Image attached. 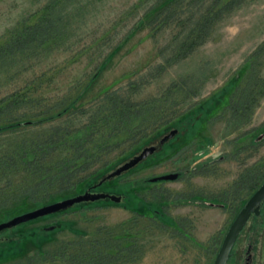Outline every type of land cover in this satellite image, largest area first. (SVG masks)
I'll return each instance as SVG.
<instances>
[{
    "label": "rangeland",
    "instance_id": "1",
    "mask_svg": "<svg viewBox=\"0 0 264 264\" xmlns=\"http://www.w3.org/2000/svg\"><path fill=\"white\" fill-rule=\"evenodd\" d=\"M48 1L0 0V43L20 27L25 19L32 21V15ZM140 2L80 0L75 3L72 11L76 16L70 26L71 36L66 43L36 52L27 50L24 54L14 56L13 61L9 60L6 66H0V99L21 91L36 98L41 97L39 107H21L14 112L17 117L39 108L57 106L63 100L75 96L89 83L106 55L118 44L113 59L105 65L88 96L83 99V107L75 109L69 117L60 118L57 123L82 124L87 120V110L93 109L94 104L102 98V90L120 88L124 91L130 82L140 80L143 76L150 82L140 88L136 95L138 98L159 95L173 81L181 78L199 81L202 84L200 94L181 105L187 119L173 121L133 150V153L137 151L139 154L144 145L157 146V151L142 167L125 174L120 180L114 179L117 176L111 178L120 183L131 181L135 188L151 177L181 170L182 176L176 181H158L157 184L147 185L150 187L146 191L148 197L156 202L161 200L169 203L164 208L166 217L161 216L156 220L138 216L125 208L123 201L118 204L110 199H101L98 201L102 205L96 204L92 209L74 207L67 209V212L3 232L0 234V264L25 263L32 258L39 260L37 264H60L52 263L50 257L61 250L64 242L76 239V233L95 234L101 226H120L121 236L135 239L141 247V256L133 264H209L212 260V256H206V248L212 241L209 237L214 231L227 228L230 214L228 211L225 213L221 209L210 208L208 204L200 207L194 199L184 203L181 192L190 189V193H202L204 189L206 196L212 197L218 190L229 186L248 163L255 162L264 154L263 139L255 155L248 161H245L243 155L239 158L243 162L232 158L238 147L247 146V141L251 139L256 141L264 131V97L253 108L249 119H238L227 104L231 90L237 92L234 95L236 97L244 91L247 81L252 80V66L256 68L253 74L264 78V54L254 57L255 51L264 42V0H255L236 10L215 30L213 39L160 74H157V66L170 51L162 54L163 48L171 41L173 30L168 28L157 38H152L149 30L143 28L127 41L124 38L143 11L138 6ZM250 62L252 66L244 72ZM241 74L243 77L238 86L234 87ZM199 102L203 103L197 105ZM207 102L203 108L202 105ZM6 116H0V123L6 120ZM175 129L178 133L176 136L163 145L159 144L165 135ZM23 136H28L24 130L0 134V153ZM128 148L129 144L125 143L104 157L116 161ZM202 152H210L206 158L220 155L226 158L217 163L216 171L206 170L205 174H200L198 172L204 170H198L194 164ZM123 163L117 164L113 170ZM146 164L154 165L147 167ZM98 191L107 190L98 188ZM3 216L0 210V221ZM182 217H188L185 222H188L192 234L189 239L177 235L174 228L178 222L175 227H167L163 223L168 221L173 225V218L180 220ZM15 235L20 238L17 241L11 240ZM197 242L202 245H197Z\"/></svg>",
    "mask_w": 264,
    "mask_h": 264
},
{
    "label": "trees",
    "instance_id": "2",
    "mask_svg": "<svg viewBox=\"0 0 264 264\" xmlns=\"http://www.w3.org/2000/svg\"><path fill=\"white\" fill-rule=\"evenodd\" d=\"M254 1L141 0L138 6H141L143 11L124 38L127 41L143 28L149 30L152 38H157L161 32L171 28L174 34L168 45L163 48L162 54L170 51L157 66V74H160L213 39L215 30L224 20L242 6ZM77 2L80 0H49L32 15V21L25 19L20 27L0 43V66H6L13 61L14 56L24 54L27 50L36 52L66 43L71 36L70 26L76 16L72 6ZM118 48L119 44L106 55V59L101 62L87 85L75 96L63 100L57 106L39 108L17 117L14 112L21 107H39L41 97L36 98L21 91L0 99V116L7 114L6 120L0 123V134L24 130L28 135L0 153V210L4 214L3 220L83 193L88 188H99L123 195V206L138 216L150 219L166 217V202H156L148 197L150 187L147 185L155 184L154 182L146 180L142 185L133 188L131 181H114L142 167L151 155L117 178L105 181L103 179L117 164L135 156L138 152L133 153V150L151 135L177 119H187L184 117L185 109H182L181 105L187 99L200 94L202 84L199 81L190 79L193 81L191 82L189 78H181L173 81L159 95L138 98L136 95L140 88L150 82L143 76L140 80L130 82L124 91L120 88L102 90V98L94 104L93 109L87 110V120L82 124L57 123L60 118L69 117L75 109L83 107V99L88 96L97 77L108 61L113 59ZM263 54L264 42L255 51L254 57ZM253 64L256 66L255 62ZM250 65L252 66V62L246 65L244 72ZM255 69L252 66V80L247 81L242 93L235 97L237 92L230 91L227 104L238 119H249L253 108L259 105L264 97V78L253 74ZM242 74L237 83H234V87L238 86ZM201 103L203 102L197 105ZM208 103L202 105L203 108ZM125 143L129 144V148L116 161L105 159L104 156ZM195 163L200 166L199 170H204L198 173L204 174L207 169H202L199 160H195ZM99 201L84 202L74 207L92 209L96 204L102 205ZM156 209H161L160 216L156 215ZM119 228L120 226H101L95 234L86 233L82 234L83 236L75 232L78 238L64 242L61 250L50 257V261L60 264H133L140 259L141 247L135 239L121 236ZM19 238V235H15L11 240L17 241ZM38 261L32 258L18 264H37Z\"/></svg>",
    "mask_w": 264,
    "mask_h": 264
},
{
    "label": "flooded vegetation",
    "instance_id": "3",
    "mask_svg": "<svg viewBox=\"0 0 264 264\" xmlns=\"http://www.w3.org/2000/svg\"><path fill=\"white\" fill-rule=\"evenodd\" d=\"M177 134L178 133H176L175 136ZM252 137L253 134L251 138ZM263 139L264 131L260 136L257 137L256 141H253L251 139L247 141V146L243 148L238 147L239 149H237V151L233 154L232 158L236 159L237 162H243L242 159H240L239 161L240 156L243 155L245 161H248L255 155V151H257L256 148ZM209 153L202 152L201 154H199V156L202 157L198 156V160L199 163H202V169L206 168L209 172H214L216 171L217 163L220 162V160L225 159L226 157L220 155L217 157L212 156L210 158L208 156V158H206V155H208ZM248 164L246 165L245 170H241V172L235 177V180H233V182L230 183L229 186L218 190L212 197L206 196V193H204V189L202 193H190V189L186 190L185 192H181V199L184 203L191 202L192 199H194L198 201V206L200 207H206V204H208V207L210 208L221 209L225 213L228 211L230 214V221L227 228L224 231H221L220 228L219 231H214L209 237V240L212 239L211 245H208V247L206 248V256H212V258H210L212 260L209 259V264H214L231 225L236 220L242 209L245 208L246 204L249 202L255 192L264 184V154L257 158L255 162H252L249 165ZM194 165L195 168L199 170L200 166H197L196 163ZM168 173H178L179 176L177 179L168 180L176 181L181 178L183 172L177 169ZM154 183L157 184L156 182ZM90 191L99 192L97 188H92L90 189ZM105 192L110 193L108 191ZM121 196L123 201L124 196ZM168 206L169 203L166 201L165 207ZM160 211L161 209H156L157 216H160ZM187 219L188 217H182L180 220H176L175 218H173V225H170L168 221L165 222L166 225H164L167 227H175L174 225H176V223L178 222V226L174 228L177 235L189 239L192 234L190 233L188 222H185ZM197 245L201 246L202 244L200 242H197ZM226 264H264V198L256 206V210L251 211L248 219L239 231Z\"/></svg>",
    "mask_w": 264,
    "mask_h": 264
},
{
    "label": "water",
    "instance_id": "4",
    "mask_svg": "<svg viewBox=\"0 0 264 264\" xmlns=\"http://www.w3.org/2000/svg\"><path fill=\"white\" fill-rule=\"evenodd\" d=\"M176 133H177L176 129L172 130L168 135H165L160 140L159 144L163 145L165 142L170 140ZM156 151H157L156 145H150L144 147L139 154L133 156L130 160L126 161L121 166L117 167L115 170L110 172L104 179H111L123 174L124 172H127L128 170L137 166L140 162L148 158ZM178 176H179L178 173H165L151 177L149 181L158 182V181L175 180L178 178ZM106 198L118 204L122 202L121 195L87 190L84 193H80L53 203L45 204L43 206L37 207L27 212L15 215L10 219L1 221L0 234L6 229H11L13 227L29 222L31 220L38 219L51 214H55L61 211H65L69 208L74 207L77 204L84 202H94ZM263 198H264V184L255 192V194L246 204L245 208L242 209L236 220L231 225L214 264H226L239 231L241 230L244 223L248 219L251 211L256 210V206L261 202Z\"/></svg>",
    "mask_w": 264,
    "mask_h": 264
}]
</instances>
